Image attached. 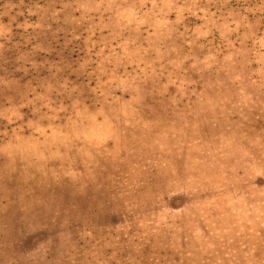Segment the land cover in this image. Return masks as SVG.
Returning <instances> with one entry per match:
<instances>
[{"label": "rangeland", "instance_id": "374dc122", "mask_svg": "<svg viewBox=\"0 0 264 264\" xmlns=\"http://www.w3.org/2000/svg\"><path fill=\"white\" fill-rule=\"evenodd\" d=\"M0 264H264V0H0Z\"/></svg>", "mask_w": 264, "mask_h": 264}]
</instances>
